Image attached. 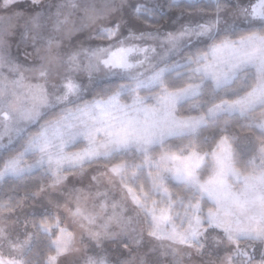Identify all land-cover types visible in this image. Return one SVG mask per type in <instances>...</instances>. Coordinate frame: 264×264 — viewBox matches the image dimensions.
Masks as SVG:
<instances>
[{"label": "clouds", "instance_id": "obj_1", "mask_svg": "<svg viewBox=\"0 0 264 264\" xmlns=\"http://www.w3.org/2000/svg\"><path fill=\"white\" fill-rule=\"evenodd\" d=\"M0 264H264V0H0Z\"/></svg>", "mask_w": 264, "mask_h": 264}]
</instances>
